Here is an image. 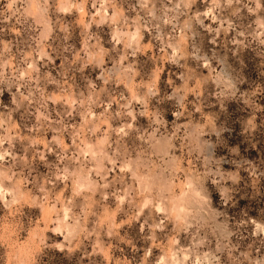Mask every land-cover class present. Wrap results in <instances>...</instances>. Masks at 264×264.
<instances>
[{
    "label": "rangeland",
    "instance_id": "374dc122",
    "mask_svg": "<svg viewBox=\"0 0 264 264\" xmlns=\"http://www.w3.org/2000/svg\"><path fill=\"white\" fill-rule=\"evenodd\" d=\"M0 264H264V0H0Z\"/></svg>",
    "mask_w": 264,
    "mask_h": 264
},
{
    "label": "bare ground",
    "instance_id": "6f19581e",
    "mask_svg": "<svg viewBox=\"0 0 264 264\" xmlns=\"http://www.w3.org/2000/svg\"><path fill=\"white\" fill-rule=\"evenodd\" d=\"M162 196V195H161Z\"/></svg>",
    "mask_w": 264,
    "mask_h": 264
}]
</instances>
